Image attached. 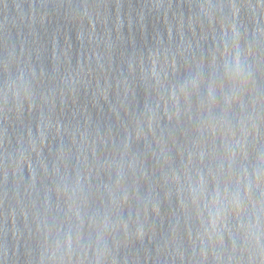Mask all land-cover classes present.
Segmentation results:
<instances>
[{"label": "water", "instance_id": "obj_1", "mask_svg": "<svg viewBox=\"0 0 264 264\" xmlns=\"http://www.w3.org/2000/svg\"><path fill=\"white\" fill-rule=\"evenodd\" d=\"M264 154V0H0V264H148Z\"/></svg>", "mask_w": 264, "mask_h": 264}]
</instances>
